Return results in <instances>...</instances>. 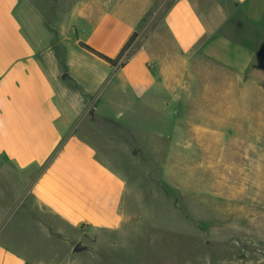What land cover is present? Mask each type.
<instances>
[{
    "label": "crops",
    "instance_id": "obj_1",
    "mask_svg": "<svg viewBox=\"0 0 264 264\" xmlns=\"http://www.w3.org/2000/svg\"><path fill=\"white\" fill-rule=\"evenodd\" d=\"M63 6L0 0V264H96L138 225L116 144L157 148L146 133L174 137L182 108H202L208 125L212 111H243L248 85L253 195L264 199V59L245 82L251 57L233 39L248 21L264 32V0ZM133 33L122 66L81 46L114 59Z\"/></svg>",
    "mask_w": 264,
    "mask_h": 264
},
{
    "label": "rangeland",
    "instance_id": "obj_2",
    "mask_svg": "<svg viewBox=\"0 0 264 264\" xmlns=\"http://www.w3.org/2000/svg\"><path fill=\"white\" fill-rule=\"evenodd\" d=\"M62 1L70 13L76 0ZM239 30L233 39L251 57L243 71L246 82L252 63L264 59V32L257 34L251 21ZM239 87L231 83L223 89L234 96ZM245 87L243 111L233 108L224 112L228 116L212 111L208 125L202 108H182L174 137L146 133L157 148L116 144L114 160L128 186L125 203L138 225L131 224L127 236L116 235L113 250L101 253L96 264H264V199L261 194L258 203L253 195L251 87ZM192 90L199 94L202 86L195 82ZM124 147L133 151L132 158Z\"/></svg>",
    "mask_w": 264,
    "mask_h": 264
},
{
    "label": "trees",
    "instance_id": "obj_3",
    "mask_svg": "<svg viewBox=\"0 0 264 264\" xmlns=\"http://www.w3.org/2000/svg\"><path fill=\"white\" fill-rule=\"evenodd\" d=\"M136 34L133 33L131 35V37L129 38V40L126 42V44L123 46V48L121 49V51L119 52V54L114 58H109L105 55H103L102 53L96 51L95 49L91 48L90 46L81 43V46L88 50L89 52H91L92 54L96 55L97 57H99L100 59L104 60L105 62L109 63L110 65H117V63L121 60L123 54L125 53V51L128 49V47L131 45V43L133 42L134 38H135ZM123 63L120 64V66H122Z\"/></svg>",
    "mask_w": 264,
    "mask_h": 264
}]
</instances>
